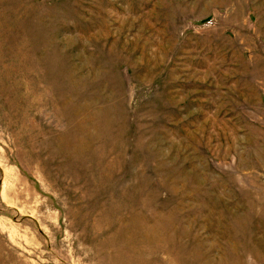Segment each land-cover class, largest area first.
I'll use <instances>...</instances> for the list:
<instances>
[{"label": "rangeland", "instance_id": "1", "mask_svg": "<svg viewBox=\"0 0 264 264\" xmlns=\"http://www.w3.org/2000/svg\"><path fill=\"white\" fill-rule=\"evenodd\" d=\"M0 264H264V0H0Z\"/></svg>", "mask_w": 264, "mask_h": 264}]
</instances>
